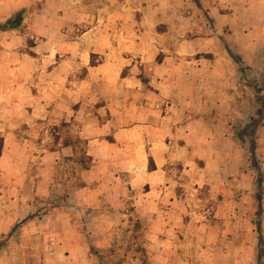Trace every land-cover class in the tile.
Here are the masks:
<instances>
[{
  "label": "rangeland",
  "instance_id": "obj_1",
  "mask_svg": "<svg viewBox=\"0 0 264 264\" xmlns=\"http://www.w3.org/2000/svg\"><path fill=\"white\" fill-rule=\"evenodd\" d=\"M220 56V82L181 79ZM172 70L177 78L166 80ZM262 74L264 0H0V264H159L148 255L153 232L183 243L178 256L157 258L168 264H257L264 123L257 168L245 130ZM218 89L229 93L225 108L224 97H211ZM191 90L198 100L182 109L180 93ZM169 105L179 108L168 140L185 150L167 165L180 209H138L135 191L120 209L96 199L77 209L85 186H104L111 199L120 186L150 189L140 138L163 135ZM146 106L160 131L136 121ZM77 233L87 249L56 252L72 250Z\"/></svg>",
  "mask_w": 264,
  "mask_h": 264
},
{
  "label": "crops",
  "instance_id": "obj_2",
  "mask_svg": "<svg viewBox=\"0 0 264 264\" xmlns=\"http://www.w3.org/2000/svg\"><path fill=\"white\" fill-rule=\"evenodd\" d=\"M227 62V60L225 58L220 57H216L213 59H201L200 61L196 62L197 69L194 66L195 64H193V66H189L190 71L188 72H182L181 73V79L183 81H202V80H210L211 78L213 80L217 79L218 75H219V79L218 81L220 82L222 78L226 77V74L223 72H220L221 67H223V64L225 65V63ZM193 67V68H192ZM161 70V69H159ZM164 70V69H163ZM219 72V74H218ZM176 72H174L173 70L169 72L168 78L170 79L172 75H174ZM173 79H176L177 77H173ZM198 84V83H197ZM141 90V89H140ZM195 90H191V91H182L180 93L181 97L183 98L186 94V99L183 100L182 102H180V104L178 105L179 107H181L182 109L187 110L188 107H190L191 105H193L195 102L198 100L199 94L197 93L195 95ZM140 93V92H139ZM172 94V92H171ZM173 95V94H172ZM191 95V96H190ZM211 95V94H210ZM209 95V96H210ZM149 96V95H148ZM190 96V97H189ZM212 96H219V97H224V101H221V105L220 108H225L226 103L229 105L230 102L228 103V98H229V93L225 92V89H218L217 91L214 90ZM197 97V98H196ZM189 98H191L189 100ZM194 98L196 100H194ZM194 100V101H193ZM177 105H174L172 108L170 107V105L168 106V113L166 114H162V124H163V128H164V132L163 135H155L154 136H150L149 140H147L146 137L140 138V157L142 159V161H146L148 160L147 156L148 153H144L143 151L146 150V147L149 146V153H150V157L154 160V164L156 167L155 171L152 172H147V182L150 189L148 191H144V192H140L142 190V187H121L120 189L117 190V192L119 193V197L118 198H114L111 199L112 197H108L107 195H104L103 191L104 189H106L104 186H100L98 188H96V190L90 188L89 186H85L82 189H79L77 191V195L79 197V201L77 202V206L79 208L77 209H81L83 208V210H87V209H91L92 207H94V200L96 199V201H100V204L107 205L106 209H111L116 207V209H120L122 207H124V202H125V195H128L129 191H135L136 195H135V205L138 207V209H143L146 208L148 209V211H154L156 212V210L158 208L162 207V204L164 205V207L166 208V210L172 211L170 213H173L174 210L176 209H180L181 206V200L179 199V197H177L176 195V191H173V188L171 185H169L170 183H168V177L170 176L169 174V168H168V164L169 161L174 157L173 154L176 152V149L178 151V153L181 155L182 153H184V148L181 146V142L179 143L176 138H174L173 140H168V136H167V131L170 129L172 130L173 128L167 129V125L169 123H171L172 121V116H173V111L175 107H178ZM151 107L150 104H148V108ZM178 107V108H179ZM180 108V109H181ZM146 107H141L140 110H138V114H137V120L139 122L142 123H149L150 126H148L149 129H154L155 131H160L159 129L157 130V128H155L151 121V117H158V113H156L155 111H151L148 109V112L146 113ZM172 109V110H171ZM179 113H181L179 111ZM164 115V116H163ZM161 118V117H160ZM154 121H156V119H153ZM140 128H142V126H140ZM151 131V130H150ZM186 142V141H185ZM145 146V147H144ZM144 147V149H143ZM145 154V156H144ZM173 156V157H171ZM182 159V158H181ZM148 169V168H147ZM89 173V172H88ZM94 190V191H93ZM107 193L113 191L114 189H109L105 190ZM100 193V195H99ZM111 206L108 207V206ZM57 211V210H55ZM52 214V213H51ZM175 214V213H173ZM73 214H72V230L74 229V227H76L75 222H73ZM49 218L50 222H53L52 217L50 216H46ZM149 221H152L154 223H157V220H154L155 215H150ZM79 232V231H78ZM75 234V233H74ZM152 235H150L148 237L149 243L147 245L149 252L148 255H150V257L154 260H159V264H168L166 261L167 260H162V259H157L160 257L163 258H167V257H173V256H178L180 254V250L181 247H183V243H176L173 238V235L171 233H167L164 237L161 236L160 234L158 235L156 232L151 233ZM59 235H54V239L59 240V242L61 241ZM68 241H71V239H68ZM152 241V242H151ZM181 241V240H180ZM72 250H69L65 247V245H61L58 244V246H56V252L58 253H63L64 256H77L78 253H80L81 251L87 249V247L89 246L88 243L81 241L80 236L78 235V233L74 236H72Z\"/></svg>",
  "mask_w": 264,
  "mask_h": 264
},
{
  "label": "trees",
  "instance_id": "obj_3",
  "mask_svg": "<svg viewBox=\"0 0 264 264\" xmlns=\"http://www.w3.org/2000/svg\"><path fill=\"white\" fill-rule=\"evenodd\" d=\"M17 19L18 20H16L15 22H11L13 29L18 28L21 25V20L19 18ZM232 57L235 59V56H232ZM239 70L242 74V77H244V81H247V79L245 78L246 70L242 67H239ZM252 89L254 90L255 98H256V101L258 102L259 109H258L256 116L251 120L250 125L245 131L252 138V140L250 141V156H251L252 164L254 165V167L257 168L258 167L257 166V138H258L257 132L264 123V74L261 75L260 80L258 82L252 84ZM0 155H1V151H0ZM150 163L151 164L149 167V171L150 172L155 171L156 167H155V164L152 158H150ZM258 187H259V192H260L258 195V199H259V202L262 203V183L261 182ZM258 228H260V224L258 225ZM261 240H262L261 243L263 246L264 240L263 238H261ZM263 257H264V250L262 248L260 249V252L258 254L257 264H263Z\"/></svg>",
  "mask_w": 264,
  "mask_h": 264
}]
</instances>
